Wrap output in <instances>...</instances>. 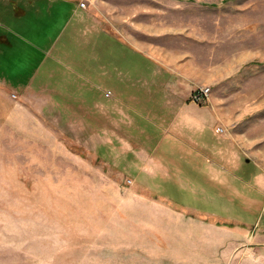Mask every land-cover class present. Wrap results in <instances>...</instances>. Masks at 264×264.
<instances>
[{"label": "rangeland", "instance_id": "374dc122", "mask_svg": "<svg viewBox=\"0 0 264 264\" xmlns=\"http://www.w3.org/2000/svg\"><path fill=\"white\" fill-rule=\"evenodd\" d=\"M0 32V264H264V0H0Z\"/></svg>", "mask_w": 264, "mask_h": 264}, {"label": "trees", "instance_id": "16d2710c", "mask_svg": "<svg viewBox=\"0 0 264 264\" xmlns=\"http://www.w3.org/2000/svg\"><path fill=\"white\" fill-rule=\"evenodd\" d=\"M11 32H0V65L9 67L19 60L20 51ZM27 56V54H25ZM28 57V56H27Z\"/></svg>", "mask_w": 264, "mask_h": 264}, {"label": "built area", "instance_id": "2783aa9c", "mask_svg": "<svg viewBox=\"0 0 264 264\" xmlns=\"http://www.w3.org/2000/svg\"><path fill=\"white\" fill-rule=\"evenodd\" d=\"M209 92H210V90H199V91L196 93L195 98H196L197 100H199L201 97L203 98L204 96H206Z\"/></svg>", "mask_w": 264, "mask_h": 264}]
</instances>
